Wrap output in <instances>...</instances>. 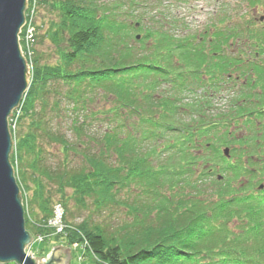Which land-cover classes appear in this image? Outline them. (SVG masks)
I'll return each mask as SVG.
<instances>
[{
    "label": "trees",
    "instance_id": "1",
    "mask_svg": "<svg viewBox=\"0 0 264 264\" xmlns=\"http://www.w3.org/2000/svg\"><path fill=\"white\" fill-rule=\"evenodd\" d=\"M40 1L58 7L57 21L42 38L66 51L56 66L35 58V80L15 131L17 164L31 156L30 178L42 187L33 200L35 216L45 222L52 217L43 188L50 181L90 201L101 218L126 208L127 221L118 226L82 224L96 264H264V77L250 72L264 75L262 30L246 29L254 37L251 46L261 49L258 59V51L241 46L214 57L202 49L230 46L233 39L242 44L245 30L214 25V31L179 35L185 24L178 19L136 16L139 0ZM214 58L222 87L232 83L226 91L236 84L234 91L242 92L251 84L252 95L239 93L250 94V102L228 94L229 106L214 114L209 96H197L203 87L198 67H209L211 83ZM59 82L68 90L57 88ZM51 93L56 98L50 106ZM99 99L113 105L96 110ZM100 114L106 131L94 132ZM54 115L71 117L74 143L54 131ZM234 131L248 138L235 142L242 147L232 162L230 148L228 161L216 152L231 176L215 177L214 154L208 158L200 149L234 142ZM40 139L79 152L84 164L48 168Z\"/></svg>",
    "mask_w": 264,
    "mask_h": 264
},
{
    "label": "rangeland",
    "instance_id": "2",
    "mask_svg": "<svg viewBox=\"0 0 264 264\" xmlns=\"http://www.w3.org/2000/svg\"><path fill=\"white\" fill-rule=\"evenodd\" d=\"M41 3L42 2L40 0H28L26 23L20 35V44L23 57L25 58L27 66L29 68V89L36 76L35 65L37 64V62L35 61V58H40V61L43 64L56 66L60 63H63L62 52L63 50L66 51L65 45L57 46L55 42H53L50 38H42V35H46V31L52 26V23H55L57 21L56 9L58 7L57 5L52 6L53 3H51V5ZM154 6L158 8L153 9ZM164 6L166 8L165 10H163ZM137 10L138 12L136 13V16H140V14L144 13L146 18L149 19L157 20L161 17H168L171 19L173 18L182 21L185 25L179 27V30H177V33L179 35H186L188 32V34L193 33L198 35L200 32L207 29H212V31H214V25H218L220 29H223L225 31H227L226 29L231 28V26H233V28L240 27L243 30L247 27H249L250 29L260 28V26L255 25V23L256 21L258 23L259 18L264 15V5H260V3L257 1L255 2V4H253L248 0H139V6H137ZM224 18L226 19L225 24H218L219 21L221 20L220 22H222V19ZM251 21L255 23L249 26L248 24L251 23ZM244 36L245 38L241 36L243 38L242 44H239V39H237L236 41L235 39H233V41L230 42V46L222 44L221 46L215 47V49L213 50L205 48L202 49V51L210 50V53H212L215 57L216 53L222 54L223 50L238 48V46L244 47L248 50L254 49L251 46V44H253L254 42L252 39L254 37H250L249 33H247V35H245L244 33ZM218 59L219 58H216V63L211 66V68H213L212 73L215 72V80L217 78L216 76L218 75L217 69H219ZM198 68L202 70L196 74V77L199 79L202 85L207 84V81H209L210 79H208V77L212 75L206 73L209 67L204 64L199 66ZM250 72L252 73L254 79H259V76L264 77V75L257 74L258 69L256 68L250 69ZM52 86H54V84ZM56 86L61 91L68 90V86L64 85L62 82L57 83ZM196 90H198L199 92L201 88H197ZM235 93H237V90ZM52 94L53 93L50 94V97L53 96ZM26 95L20 107L13 112V115L9 119L10 129L12 131L11 134L14 142V149L10 157V161L15 171L17 183L21 189L23 206L25 209L26 229L33 237V242L26 248V253L29 256L31 253L32 258L34 259L44 258V260L47 261L48 255L53 253L52 249L54 247L62 246L63 249L69 248L71 250V258L68 264H96L97 258L89 250L88 244L85 241L87 230L82 226V224L85 221H91L93 223L103 221L105 223H112L113 225L115 223V226H118L127 221V210L126 208L120 206V208L117 207L115 211L112 209V214L105 213L104 217L101 218V216L97 214L94 209H92L91 203H89L90 201H88L87 199H84L82 197L78 198L71 190L58 188L50 181H43L45 197H49V200L51 201L49 206V209H51L50 211L52 213L51 218H53L55 215L54 207L57 205H61L65 209L66 213L61 223L50 220L45 222L41 217L39 218L35 216L37 208L35 207V205H33V200L36 196V191H41L42 187L41 185H35L30 178V176L33 174V168L31 167V164H29L31 156L25 158L26 160H24L23 163L17 164L18 143L15 131L18 130L17 128L19 126L18 124L20 117L23 116V104L24 101H26ZM226 96L228 99L224 101H226L227 103L223 101L215 103L216 101L210 97L208 102L214 104V108L218 110L215 111L214 114H216L217 112L221 113V111L223 112L224 110H226V104H228L229 106V96L228 94ZM55 98L56 97L54 96L52 97L53 100L50 101V106L53 105V101ZM232 99L240 100V98H237V96H233ZM190 102H187V104L190 105ZM62 103L67 104L65 100H63ZM111 105H113L112 102H107L104 99H99L97 100L96 105L92 107H95L96 110L99 111H107L111 107ZM101 117L102 114H100L98 119ZM102 120L103 119H99V121L95 123L94 128H92L94 129V132L99 129L104 132L106 131L107 123L102 122ZM27 121L28 123L32 122L29 119ZM88 121L89 119L87 120V126L90 125ZM52 124L55 128L54 131L60 132L67 138L70 143H74L76 141L75 135L72 131L70 116L66 115L62 117H56L54 115ZM233 133L237 135H233L232 137L237 139L234 142L226 139L223 141V145H218L217 147H214L210 150H205L204 147L200 149L203 152L202 154H204L208 158H210V156L214 154L215 159H212V163H214L217 167H213L214 169H216V172L214 174L215 177L220 174L225 179H228L231 176V172L226 168V166H224V162H220L223 164L218 163V161H220V157L216 152H218L219 154L220 151L223 155L224 149L226 147L230 148L231 159L229 160L228 158L227 161L229 160L232 162L233 159L236 158V154L239 153V147H242V145H239L238 147V143L235 142L243 141V139L248 138L246 136L247 133L245 132L234 131ZM40 142L44 149V155L46 157L44 160V165L48 168L54 169L55 167L64 164H66L68 167H78V165L84 164L82 155H79V152L78 154H76L69 149L67 153V150H64L63 146L52 143L49 144V141L44 139H40ZM25 173L26 175H24ZM23 177H25V179H23L24 181L22 180ZM74 227H77L80 232L77 233ZM37 263H41V261H37Z\"/></svg>",
    "mask_w": 264,
    "mask_h": 264
},
{
    "label": "water",
    "instance_id": "3",
    "mask_svg": "<svg viewBox=\"0 0 264 264\" xmlns=\"http://www.w3.org/2000/svg\"><path fill=\"white\" fill-rule=\"evenodd\" d=\"M27 10L28 0H0V264H68L71 250L62 246L54 247L47 261L27 255L33 237L26 229L21 189L10 161L14 142L9 119L29 90L20 44ZM224 153L229 157V150Z\"/></svg>",
    "mask_w": 264,
    "mask_h": 264
},
{
    "label": "flooded vegetation",
    "instance_id": "4",
    "mask_svg": "<svg viewBox=\"0 0 264 264\" xmlns=\"http://www.w3.org/2000/svg\"><path fill=\"white\" fill-rule=\"evenodd\" d=\"M239 50L240 49H236V50L233 49V50H229V51L230 52H235V51H239ZM244 51H252V50H244ZM262 51L264 53V50H262ZM257 53L258 52H256L255 54H256V57L258 59L259 56H258ZM215 67H218V66H215ZM219 80H220V74L217 75L216 80L214 79L211 83L208 82L207 84H204L203 87H200L201 90L198 92L199 94H197V96H199V98H201V97L203 98V96H200V95H203V93H204V95H206V96L208 95L209 96L208 98L211 97L213 100H221L222 98L224 100H227L228 99L227 96H226L227 94L233 95V93H235L234 90L236 88V84H235V88H234L233 91H230V90L226 91V89L229 88L232 83H228L227 85L222 87L221 82ZM212 85H213V87H211ZM242 87H245V86H241V88ZM244 90H246V91H244ZM244 90H242V92H237V98H240V100H242V101H249L250 102L252 100V99H250L251 98L250 94L252 92H254V88L251 87V84H250V86L244 88ZM228 92H230V93H228ZM247 92H249L250 94L249 95H244V96L239 95V93L240 94H242V93H246L247 94ZM248 96H250V97H248ZM263 98H264V94H263V92H261V99H263Z\"/></svg>",
    "mask_w": 264,
    "mask_h": 264
},
{
    "label": "built area",
    "instance_id": "5",
    "mask_svg": "<svg viewBox=\"0 0 264 264\" xmlns=\"http://www.w3.org/2000/svg\"><path fill=\"white\" fill-rule=\"evenodd\" d=\"M64 215H65V211H64L63 207L61 205H57L55 207L54 218L51 221H56L58 223H61Z\"/></svg>",
    "mask_w": 264,
    "mask_h": 264
}]
</instances>
